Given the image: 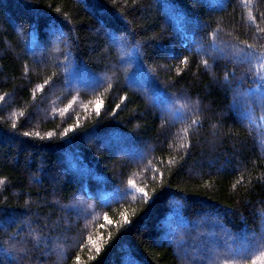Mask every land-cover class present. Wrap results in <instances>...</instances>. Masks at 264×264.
Segmentation results:
<instances>
[{"label":"trees","instance_id":"16d2710c","mask_svg":"<svg viewBox=\"0 0 264 264\" xmlns=\"http://www.w3.org/2000/svg\"><path fill=\"white\" fill-rule=\"evenodd\" d=\"M253 261L264 0H0V264Z\"/></svg>","mask_w":264,"mask_h":264},{"label":"snow or ice","instance_id":"6c2138e0","mask_svg":"<svg viewBox=\"0 0 264 264\" xmlns=\"http://www.w3.org/2000/svg\"><path fill=\"white\" fill-rule=\"evenodd\" d=\"M246 2H250V0H246ZM249 16L251 17V13H249ZM194 123H195V121H193V124ZM25 135H28V133H25ZM181 146L183 147V145H181ZM145 195H146V193H145ZM133 199H135V197H133ZM105 220L106 221L108 220L107 216H105ZM108 222L111 223V221H108ZM125 222H127V221H125ZM96 251H97V253H99L100 249L97 248ZM252 264H255V261H253Z\"/></svg>","mask_w":264,"mask_h":264},{"label":"rangeland","instance_id":"374dc122","mask_svg":"<svg viewBox=\"0 0 264 264\" xmlns=\"http://www.w3.org/2000/svg\"><path fill=\"white\" fill-rule=\"evenodd\" d=\"M128 51H129V50H128ZM127 53H130V51L127 52ZM183 103H185V102H184V101H181V102H180V104H183ZM183 107L187 108V105L184 104ZM187 111H188V110H187ZM193 112L195 113V109L192 110V113H193ZM182 254H183V253H182ZM182 254H181V256H183Z\"/></svg>","mask_w":264,"mask_h":264}]
</instances>
